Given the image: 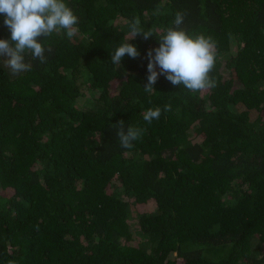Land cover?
I'll list each match as a JSON object with an SVG mask.
<instances>
[{
  "label": "trees",
  "instance_id": "obj_1",
  "mask_svg": "<svg viewBox=\"0 0 264 264\" xmlns=\"http://www.w3.org/2000/svg\"><path fill=\"white\" fill-rule=\"evenodd\" d=\"M65 2L78 32L43 38L46 63L0 59V264H264V0ZM177 12L216 41V87L145 91ZM133 19L155 35L116 68ZM120 120L145 130L132 149Z\"/></svg>",
  "mask_w": 264,
  "mask_h": 264
},
{
  "label": "clouds",
  "instance_id": "obj_2",
  "mask_svg": "<svg viewBox=\"0 0 264 264\" xmlns=\"http://www.w3.org/2000/svg\"><path fill=\"white\" fill-rule=\"evenodd\" d=\"M0 15H3V24L10 33L9 38L0 39V59L13 76L31 71L32 64L26 61V55L40 63L47 62L45 52L51 49L42 43L43 38L62 33L71 39L78 32V17L65 0H0ZM185 15L177 12L173 26L166 28L157 39L159 46L147 50L145 91H155L153 86L161 75L173 86L182 85L189 91L216 87L210 73L215 65L217 43L212 36H190L182 27ZM128 27L129 38L110 55L116 68L125 56L132 59L140 56L137 47L129 40L141 35L144 39L155 35L151 30L145 31L138 19L130 21ZM170 110V105H164V112ZM161 114L160 107L148 108L143 120L150 124ZM114 127L120 146L125 149H132L134 142L141 139L145 131L140 127H126L122 120L117 121Z\"/></svg>",
  "mask_w": 264,
  "mask_h": 264
}]
</instances>
